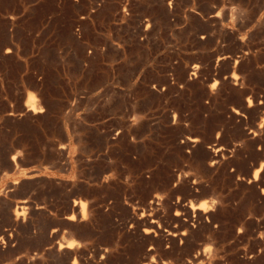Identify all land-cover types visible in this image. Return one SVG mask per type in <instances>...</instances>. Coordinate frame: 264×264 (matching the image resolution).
<instances>
[{
  "label": "rangeland",
  "instance_id": "obj_1",
  "mask_svg": "<svg viewBox=\"0 0 264 264\" xmlns=\"http://www.w3.org/2000/svg\"><path fill=\"white\" fill-rule=\"evenodd\" d=\"M120 2L0 0V82L23 81L30 63L46 81L83 69L96 82L133 79L164 88L153 99V122L145 107L131 132L141 137L112 140L113 185L100 191L104 198H63L46 182L40 185L55 198L0 197V264H264L263 0H254L251 29L246 1L224 0L246 53L215 66V52L169 53L163 26L145 50L138 44L142 5ZM147 14L164 21L157 2ZM10 33L16 59L6 51ZM240 47L230 41L224 49ZM24 52L39 56L19 59Z\"/></svg>",
  "mask_w": 264,
  "mask_h": 264
},
{
  "label": "crops",
  "instance_id": "obj_2",
  "mask_svg": "<svg viewBox=\"0 0 264 264\" xmlns=\"http://www.w3.org/2000/svg\"><path fill=\"white\" fill-rule=\"evenodd\" d=\"M120 1L127 4L131 0ZM245 1L247 10L253 11L246 24L251 29L257 21V9L254 0L251 5ZM155 2L160 5L163 22L157 23L147 14L153 13ZM137 3L144 12L138 20V44L145 50L161 34L155 28L163 26L169 53L200 58L209 51L215 52L214 66L218 60L235 63L246 53L241 32L227 23L224 0H137ZM258 10L264 13V0ZM148 18L150 24L146 23ZM84 19L78 16L79 23ZM249 34L254 35V31ZM208 40L212 43L210 50L205 47ZM230 41L241 46L238 53L225 52ZM8 42L6 51L16 59V54L13 52L12 56L10 51L11 33ZM89 53L84 48L83 58L89 59ZM118 53L121 56L123 52ZM36 56L24 52L18 57L28 60ZM27 64L24 63L20 73L23 81L0 82V197L25 198L18 200L24 203L27 198L31 203L33 198H55L40 185L46 182L61 188L63 198H104L100 191L113 185L112 140L140 138L131 132H136L137 124L143 123L145 107L151 108L153 122V99L164 88L133 79L127 83L96 82L83 69L76 74L56 72V81H46L44 74L34 72ZM81 64L86 65L85 61ZM130 74L135 77L139 72ZM28 77L32 81H27ZM93 171L98 173L92 180ZM86 190L99 196L85 197L81 193Z\"/></svg>",
  "mask_w": 264,
  "mask_h": 264
},
{
  "label": "bare ground",
  "instance_id": "obj_3",
  "mask_svg": "<svg viewBox=\"0 0 264 264\" xmlns=\"http://www.w3.org/2000/svg\"><path fill=\"white\" fill-rule=\"evenodd\" d=\"M26 102H27V101H26ZM33 105H34V104H33ZM27 110H28V109H27ZM29 110H31V109L29 108ZM36 110H37V109H36ZM36 110H35V111H36ZM31 112H32V111H31ZM35 113H36V112H35ZM195 139H196V138H194V139H191V138H190V142H191V143H192V142H193V143L196 142ZM261 167H262V165L260 166V168H261ZM259 171H260V169L257 170V171L254 173V176H253V179H254V180H256ZM153 198H154V197H153ZM155 198H156V197H155ZM157 199H158V198H157ZM154 200H155V199H154ZM150 203H151V202H150ZM152 203H153V202H152ZM152 203H151V204H152ZM157 203H158V202H157ZM80 204H81V203H80ZM82 204H83V203H82ZM155 205H156V204H155ZM177 206H178V205H177ZM187 206H188V205H187ZM193 206H194V205H193ZM183 207H184V205H183ZM183 207H182V208H183ZM185 207H186V205H185ZM81 208H82L81 210H83V209H84V206L81 205ZM195 208L197 209V208H200V207H199V205H198V206L195 207ZM195 208H194V209H195ZM184 209H185V208H184ZM187 209H188V207H187ZM190 209H193V207L190 206L188 210H190ZM204 209H205V208H204ZM202 210H203V209H202ZM205 210H206V209H205ZM83 211H84V210H83ZM198 211H199V210H198ZM190 212H191V211H190ZM190 212H185V213H190ZM199 212H200V211H199ZM204 212H205V211H204ZM81 213H82V212H81ZM192 213H194V212H192ZM200 213H201V212H200ZM14 214H15V213H14ZM176 215H177V214H176ZM190 215H191V214H190ZM198 215H199V213H198ZM205 215H206V214H205ZM15 216H16V215H15ZM196 216H197V213H196ZM199 216H200V215H199ZM201 216H202V215H201ZM201 216H200V217H201ZM208 216H209V215H208ZM72 217H73V216H72ZM206 217H207V216H206ZM68 218H70V217H68ZM201 218H202V217H201ZM204 218H205V217H204ZM198 219H199V218H198ZM205 219H206V218H205ZM205 219H204V221H205ZM70 220H71V218H70ZM202 220H203V219H202ZM180 239H181V238H180ZM173 241H174V240H173ZM69 246H70V245H69ZM67 247H68V246H67ZM61 248H62V247H61ZM61 248H60V249H61ZM68 248H69V247H68ZM64 249H65V248H64ZM204 254H205V252H204ZM197 256H198V255H197ZM197 256H196V257H197ZM194 257H195V256H194ZM198 258H199V257H198ZM194 259H195V258H193V260H194ZM200 259H201V258H200ZM197 260H198V259H197ZM197 260H195V261H197ZM72 263H73V262H72Z\"/></svg>",
  "mask_w": 264,
  "mask_h": 264
}]
</instances>
